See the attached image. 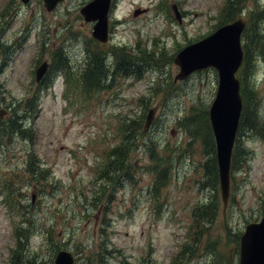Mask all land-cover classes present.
I'll use <instances>...</instances> for the list:
<instances>
[{
	"label": "rangeland",
	"instance_id": "374dc122",
	"mask_svg": "<svg viewBox=\"0 0 264 264\" xmlns=\"http://www.w3.org/2000/svg\"><path fill=\"white\" fill-rule=\"evenodd\" d=\"M89 1L65 0L47 12L42 0L26 5L0 0V104L8 112L35 93L39 97L24 120L34 132L30 143L23 138L7 143L0 127V264H53L59 250L69 251L74 264H238L245 226L264 215V0H227L223 7L224 0H116L112 44L134 52L100 45L103 90L66 100L64 73H51L44 88L34 72L49 61L54 69L59 58L75 85L89 64L88 51L98 52L92 24L79 13ZM135 10L145 12L134 16ZM236 19L246 27L243 67L237 72L246 125L236 136L224 205L213 181L215 141L214 151L207 139L205 144L207 130L212 135L208 112L217 72L203 69L174 82L179 68L173 60L184 47ZM143 54L151 61L125 65L132 77L124 78L122 69L115 73L116 57L133 63ZM149 110L154 116L144 131ZM128 120L141 126L134 130L129 156L133 179L114 186L110 203L106 196L93 200L97 167L109 147L120 143L119 129L124 133ZM201 121L203 129L196 131ZM30 151L49 170L43 192L25 169ZM5 184L15 211L9 199L8 208L3 204ZM29 204L23 214L21 207Z\"/></svg>",
	"mask_w": 264,
	"mask_h": 264
},
{
	"label": "water",
	"instance_id": "95a60500",
	"mask_svg": "<svg viewBox=\"0 0 264 264\" xmlns=\"http://www.w3.org/2000/svg\"><path fill=\"white\" fill-rule=\"evenodd\" d=\"M27 3L29 0H21ZM47 11H52L61 0H43ZM110 0H92L80 9L85 22H95L93 36L101 42L107 37V13ZM175 20L181 17L176 6L171 7ZM139 14L138 11L134 13ZM244 23L238 20L217 29L208 37L186 46L174 57L179 73L174 81L183 80L190 74L207 68L217 72L218 85L208 116L215 140L218 168L219 190L222 203L226 205L229 197V171L232 148L242 110L240 84L235 78L242 62L240 36ZM46 64L36 71V81L45 74ZM6 114L0 106V119ZM154 111L146 117L148 128ZM34 196L32 197L33 200ZM54 264H72L71 254L67 251L57 253ZM238 264H264V216L259 222L248 224L240 238Z\"/></svg>",
	"mask_w": 264,
	"mask_h": 264
},
{
	"label": "trees",
	"instance_id": "16d2710c",
	"mask_svg": "<svg viewBox=\"0 0 264 264\" xmlns=\"http://www.w3.org/2000/svg\"><path fill=\"white\" fill-rule=\"evenodd\" d=\"M231 12H232V7L231 5L228 4L226 13L227 15H229ZM144 59H150V58L145 57V54H143L139 58V62L135 61L133 62V64H136V66L139 67L142 65ZM94 60H97L99 63H97ZM127 60L128 58L126 57H122V58L120 56L116 57L117 70L115 71V73L122 69L127 74L128 67L125 66L127 65ZM88 61H89V64L83 67L81 71H79L80 74L78 77H76L77 81L75 80V85L73 84L71 79L67 81L68 83L66 85V90L63 95L64 98H66L67 100H70L69 96H72V95H74V97H77L76 95L78 93L82 94L83 99L90 98V96L93 95V92L103 90L102 88L103 85L101 86L99 85L101 84V75L104 72L102 68L101 57L95 56L94 59H91V57H88ZM145 61L149 62L148 60H145ZM67 69L68 67H66L63 60L59 59L58 66L50 70L48 75L42 80L41 84H43L44 88H46L48 84L47 78H50L51 73H54L56 71L58 72L61 71L62 73H65L67 75L68 74ZM35 94H33L32 97L27 99L28 102L26 105H24V103H20L18 105L16 104V106H13L8 111L9 112L8 116L0 120V127L4 128L7 131L6 135L4 136V138L7 140V143H9L10 140H13L15 138H23L24 140L26 139L29 143L32 141L34 132L29 127L26 128V124L24 123V120L26 118V115L30 113V111H34L32 108V102L39 101L38 94L37 93ZM33 106L34 108H36V105H33ZM17 107H21L22 109H15ZM201 119H203V117H201ZM129 121L130 120H128V122ZM202 124H203L202 121L199 124H197V126L198 125L200 126L197 128L196 131L203 129ZM241 125L242 126L246 125L245 121L243 120V115L241 116L239 128ZM140 128L141 126L137 123L135 124L133 121H130L124 133L121 131L122 129L121 128L119 129L118 127L119 134H120L118 136L121 139L120 143L122 142L123 143L121 145L119 143L117 145L110 146L109 150L105 153L104 159L102 160L100 165L97 167L95 184H94L95 190L93 193L94 195L93 200L94 199L98 200L101 197L106 196L107 202L110 203L111 201H113L112 193H113V190L115 189L114 186L121 185L124 182V179L125 180L133 179L132 178L133 170L135 166H132L131 159H129V156H130L131 150L133 151L135 149V141L137 137L134 136V130L135 129L138 130ZM206 135L207 136L205 138V144L207 145V141H206L207 139L211 150L214 151L213 150L214 139L211 135L210 130H207ZM236 150L237 148H235V152ZM33 155L34 153H32L31 151L30 153L27 154V158L25 161V169H27V173H28L30 181L33 182L36 187H39V189H42L40 188L41 186H43L42 183L49 185L48 183L49 170L39 165ZM213 169H214V166H213ZM213 181L216 184V189H217L218 180H217V175L215 173V170L213 172ZM202 183H203V188H204L205 185L207 184L204 181ZM98 187H101V189H99L100 192L97 190ZM3 190L6 194H8L7 199H9V203L11 202L12 210L15 211L16 209V208L14 209L15 200L11 201V198L9 197V193L7 192V190H10V184L9 185L5 184L3 186ZM41 191L43 192L45 190L42 189ZM106 193H108V195H106ZM207 205L208 203H206L204 207H208ZM29 207H30V204L21 207V209L23 208L22 213L25 214L27 210L29 211ZM192 215L193 217L196 216L194 209H193ZM21 220H24V218ZM25 223L28 224V222H25ZM15 234L17 235V237L20 236L18 226L16 227Z\"/></svg>",
	"mask_w": 264,
	"mask_h": 264
},
{
	"label": "flooded vegetation",
	"instance_id": "af4514ba",
	"mask_svg": "<svg viewBox=\"0 0 264 264\" xmlns=\"http://www.w3.org/2000/svg\"><path fill=\"white\" fill-rule=\"evenodd\" d=\"M114 5H115V3H114V0H112V3H111V9H110V13H109V17H108V44H110V45H112L113 47H117V48H120V49H124V51H125V48H122L120 45H115V44H112V40H113V34H114V32L112 33V26H114V25H116V24H118V22L117 21H114V18H112V16H111V14H112V12H113V7H114ZM89 24H92L91 25V29H92V27H93V23H89ZM92 41H93V44L95 45V46H97L98 48H97V51L98 52H101L102 51V48H100V45H105V44H101V43H99V42H97L96 40H94V39H92ZM106 43V44H107ZM127 54H132L133 52H134V50H131V51H125ZM88 53L90 54V55H97L96 53H94V54H92V51L90 50V51H88ZM133 72H135L134 70H133Z\"/></svg>",
	"mask_w": 264,
	"mask_h": 264
}]
</instances>
